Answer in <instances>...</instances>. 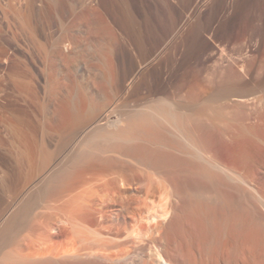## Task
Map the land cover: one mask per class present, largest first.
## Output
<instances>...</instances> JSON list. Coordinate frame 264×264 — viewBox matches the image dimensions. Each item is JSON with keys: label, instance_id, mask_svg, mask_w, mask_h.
Returning a JSON list of instances; mask_svg holds the SVG:
<instances>
[{"label": "bare ground", "instance_id": "6f19581e", "mask_svg": "<svg viewBox=\"0 0 264 264\" xmlns=\"http://www.w3.org/2000/svg\"><path fill=\"white\" fill-rule=\"evenodd\" d=\"M251 3L223 0L190 35L197 8L167 25L160 2L142 0L144 52L120 97L135 87L146 99L68 110L70 128L0 44V264H264V88L218 94L241 108L234 121L158 92L199 47L193 35L229 34ZM62 39L51 59L65 58Z\"/></svg>", "mask_w": 264, "mask_h": 264}, {"label": "rangeland", "instance_id": "374dc122", "mask_svg": "<svg viewBox=\"0 0 264 264\" xmlns=\"http://www.w3.org/2000/svg\"><path fill=\"white\" fill-rule=\"evenodd\" d=\"M141 1L0 0V44L9 52L12 50L19 58L22 57L20 61L25 69L29 66L31 79L37 83L40 100H44L51 89L53 106L60 113L63 111L64 126L70 128L76 118L70 117L68 110L99 108L111 102L124 106L135 103L133 100L139 102L146 99L141 98L147 96L148 91L143 89L144 93H141L135 87L130 90L131 101H127V97L122 98L124 85L133 76L138 59L144 52L141 43L144 25ZM158 1L161 4L158 17L167 25H175L178 15L183 11L197 8L194 14L197 16H193L189 23L190 35H195L196 29L199 32L207 28L217 5L223 2L202 0L207 4V8L202 10L204 2L201 0H171L172 3L170 0ZM252 3L244 19L241 18L229 34L220 32L204 42L193 35L199 47L193 50L187 48L181 62L174 64L170 77L158 92L179 103L184 109L197 113L217 109L226 111L229 106L224 105L220 97H223L221 95L229 87L228 84L249 90L263 89L264 0H252ZM135 5H138V10ZM140 7L142 14L139 12ZM208 14L213 15L211 17ZM61 38H65L62 42L69 40L68 46L71 48L65 50V58L51 59V55H56L60 49L53 44L61 42ZM231 107L228 111L232 113L222 112L234 121V118L241 116L242 110L235 105ZM205 119L201 121L209 123L210 120ZM2 128L3 123L0 122L1 162ZM248 155L253 156V152L250 150Z\"/></svg>", "mask_w": 264, "mask_h": 264}]
</instances>
